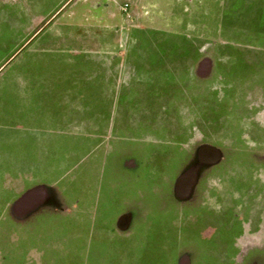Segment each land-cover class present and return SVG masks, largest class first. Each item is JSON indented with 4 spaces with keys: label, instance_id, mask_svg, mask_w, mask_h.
<instances>
[{
    "label": "crops",
    "instance_id": "1",
    "mask_svg": "<svg viewBox=\"0 0 264 264\" xmlns=\"http://www.w3.org/2000/svg\"><path fill=\"white\" fill-rule=\"evenodd\" d=\"M70 1L37 22L67 16ZM102 1L84 0L83 18H102ZM106 1L122 12L126 0ZM131 1L149 8L140 21L167 14L180 30L194 26L189 0ZM254 2L231 3L238 39L247 38L240 9ZM18 4L0 0V264H264V182L234 178L244 153L264 166V96L249 95L237 115L264 67L241 68L233 93L223 81L212 97L209 61L192 58L194 48L138 42L179 33L36 31L33 5ZM117 20L128 23L123 12ZM258 22L263 30L264 10ZM211 115L217 144L206 140ZM197 134L206 141L196 146ZM203 146L215 151L199 155ZM185 172L194 185L180 192Z\"/></svg>",
    "mask_w": 264,
    "mask_h": 264
},
{
    "label": "rangeland",
    "instance_id": "2",
    "mask_svg": "<svg viewBox=\"0 0 264 264\" xmlns=\"http://www.w3.org/2000/svg\"><path fill=\"white\" fill-rule=\"evenodd\" d=\"M58 0H19V4L16 6V8L21 11L27 10V2L29 5L33 8H29V14L30 12L35 15L33 27L38 30H43L44 27H50L51 31L59 32L65 30L66 27L67 31H74L77 34H83V33H97L99 35L100 32H106L109 34L117 33V32H128V33H137L139 31H149L150 28H158L164 31H170V32H176L179 33L176 39H149L146 40H140L138 42H141V47L145 46L147 48H154V47H173V48H179V49H186V48H194L196 51V54L192 56V58L200 59V60H207L209 61L210 65V74L208 75V79L210 80V84L212 87H215L214 90L216 92H212V97L218 96L216 94L218 92V89L221 88L222 83L225 82L228 83L226 88L228 89V92L233 93L234 91V83L236 81V76H238L241 73V68H251L254 70H258L261 66L264 67V44L260 43L252 44L248 43V41L244 40L241 41L240 39L236 38V27H235V18L237 16H234L235 10L233 6L235 0H189L187 2L190 7L189 10L185 13H188V20L195 22L193 25L190 26V29H186L185 26H183V30H180V26L176 27L171 23L172 20L170 18V15H163L159 17L158 21H162V23L157 24L155 23V18L153 17V20L149 19L151 16H144L143 20L141 17V21L138 19V12L139 10L141 13H146V8L142 9L141 4H137L136 6L132 4L131 0H126L124 3L121 4V9L124 14V18L128 20V23H125L122 21L120 24H118V18L121 19L122 12L117 8V6L114 3H107L106 0H103L101 3L103 6V11L105 12L104 16L99 20L90 19L88 20L83 18L81 15V12L85 10L84 8V0H71L70 5L67 4L68 8L66 9L67 16H58L55 15L51 17V20L44 23L39 24L37 22L39 14L43 11L47 10L48 6L53 5ZM175 2V0H174ZM173 2V3H174ZM186 2V0H182V3ZM175 4V3H174ZM231 4L230 7L228 5ZM127 5V7H126ZM228 7V8H227ZM33 9V10H32ZM126 9V10H125ZM151 12V10H149ZM69 13H76L75 17L70 16ZM144 15V14H143ZM150 15V14H149ZM184 16V15H183ZM24 17V21H26ZM73 18V19H72ZM36 19V20H35ZM186 16L184 17H178V20L181 22H186ZM203 21L204 26H200L197 24V21ZM238 20V19H237ZM30 24V19H29ZM259 25V22H258ZM180 27V28H179ZM192 27H196V30H192ZM198 27V29H197ZM201 27V28H200ZM45 28V29H46ZM23 29V28H21ZM191 37V38H190ZM195 37V38H192ZM136 41V42H137ZM255 41V40H254ZM129 42L126 38L124 40H120L119 43L122 45ZM70 45L76 48H81L80 46H84L85 43L81 42H74V41H68ZM102 40L98 41V45H96V48H101ZM134 41H132V44ZM250 50L249 52L246 50ZM201 53V55H200ZM183 68V67H181ZM245 70V69H244ZM243 74V73H241ZM261 84V85H260ZM255 85V86H254ZM253 87H250L249 89H246L245 92L242 95H239V98L237 99V109L238 112L237 115H241L244 111V107L247 104V100L249 98V95L253 96L254 98H262L264 96V93L261 91L260 87H264V80H256ZM223 86V85H222ZM192 89L193 90H199L200 84L197 82H192ZM256 87H259V91H257ZM226 88H222L223 91ZM252 88L254 90L252 91ZM226 89V90H227ZM223 96L222 94L220 95ZM232 98H234V94H231L227 96V99L230 101ZM213 100V99H212ZM222 100V99H221ZM219 101V100H218ZM247 101V102H246ZM211 133L212 135L208 136L206 140L207 142H210L212 144L219 143L220 136L215 135V133H218V126L220 125V121L216 117L217 115H211ZM229 117L227 119V122L233 123V117ZM196 123L195 128H197L198 124H202L203 118L202 115H196ZM252 132L250 131V136ZM197 134L195 136V145L197 146L199 143H202L203 137L198 136ZM228 138V137H227ZM231 138V137H230ZM205 140V141H206ZM229 138L225 142L227 147H230ZM243 156L244 159L241 161L242 163L235 167L234 171V178L237 182H244L248 181L250 179L258 181V184L262 185L264 182V166L257 163V160H255L252 157V152L250 153H244ZM260 155H264L263 153H259ZM232 178V177H230ZM264 186V185H262ZM18 188L14 190L15 193H18ZM22 188V187H21ZM258 189H260V192L263 191L262 187L260 186ZM197 201V200H196ZM7 231L9 232L10 227L7 226ZM6 234L5 236H7ZM259 239H263V234H260ZM5 248V247H4Z\"/></svg>",
    "mask_w": 264,
    "mask_h": 264
},
{
    "label": "trees",
    "instance_id": "3",
    "mask_svg": "<svg viewBox=\"0 0 264 264\" xmlns=\"http://www.w3.org/2000/svg\"><path fill=\"white\" fill-rule=\"evenodd\" d=\"M243 1H250V0H243ZM255 1L253 4H250L249 6H243L242 9H240L242 19L245 22L244 27L246 29V35L247 38L240 39L241 41H248V43L252 44H257L259 45L260 43L264 44V29L256 30V23L257 21L260 22V16H261V11L264 10V0H253ZM240 15V13H239ZM234 16H237L236 13ZM236 19V18H235ZM236 21V20H235ZM256 22V23H253ZM264 28V27H263ZM255 40V41H254ZM260 46V45H259ZM219 120V115L216 116ZM212 118V116H211Z\"/></svg>",
    "mask_w": 264,
    "mask_h": 264
},
{
    "label": "water",
    "instance_id": "4",
    "mask_svg": "<svg viewBox=\"0 0 264 264\" xmlns=\"http://www.w3.org/2000/svg\"><path fill=\"white\" fill-rule=\"evenodd\" d=\"M206 151H215L212 147L209 146H203L199 149V155H201L203 152ZM201 157V156H200ZM199 159V158H198ZM190 175L189 173H184L178 180V189L180 192L184 191V190H188L190 191L194 185V181L190 180L188 181L187 179H189Z\"/></svg>",
    "mask_w": 264,
    "mask_h": 264
},
{
    "label": "built area",
    "instance_id": "5",
    "mask_svg": "<svg viewBox=\"0 0 264 264\" xmlns=\"http://www.w3.org/2000/svg\"><path fill=\"white\" fill-rule=\"evenodd\" d=\"M126 7H127V5H126ZM126 10V9H125Z\"/></svg>",
    "mask_w": 264,
    "mask_h": 264
}]
</instances>
